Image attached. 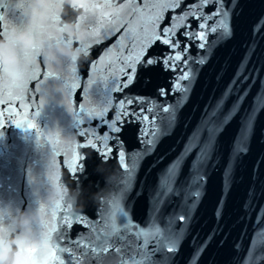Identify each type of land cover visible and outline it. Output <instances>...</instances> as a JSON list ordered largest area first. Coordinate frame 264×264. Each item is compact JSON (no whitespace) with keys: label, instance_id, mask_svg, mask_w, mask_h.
Masks as SVG:
<instances>
[{"label":"water","instance_id":"water-1","mask_svg":"<svg viewBox=\"0 0 264 264\" xmlns=\"http://www.w3.org/2000/svg\"><path fill=\"white\" fill-rule=\"evenodd\" d=\"M165 2L172 0H119L129 8L116 20L118 30L100 28L99 37L85 43L88 55L82 51L79 64L53 69L37 61L23 86L8 79L0 86V219L10 220L17 210L44 209L41 213L54 229L51 249L43 255L33 252L39 264H101L91 247L103 246L105 240L109 247L100 254L103 264H132L134 257L140 259L136 253L145 239L150 259L143 264H239L254 233L264 228V0H212L203 6L200 0H181L175 8L160 7ZM136 9L160 14L157 33L177 25L171 40L180 43L175 49L161 40L148 44L132 82L123 87L132 74L125 58L151 40ZM193 9L212 19L188 15L179 20ZM221 9L227 13L226 36L222 29L210 30L222 18ZM0 17V36L12 25L28 26L16 0H5ZM99 19L87 21L92 33ZM201 22L210 27L200 29ZM177 53L181 59L165 65ZM149 58L156 62L144 67ZM49 71L53 75L45 80ZM184 73L187 78L181 79ZM41 100L45 103L38 108ZM23 122L35 127L23 129ZM55 129L74 132L73 150H63L51 132ZM154 132V146L145 143ZM194 134L199 143L184 155ZM105 135L111 149L106 159ZM206 144V158L198 160ZM73 151L82 156L75 161V173ZM177 161L171 190L161 188V177ZM132 165L129 189L123 191V184L113 189L114 196L123 191L119 207L114 199L108 204L93 201V194L106 189L98 168L122 176ZM53 181L80 189L82 196L76 204L46 205ZM113 222L117 233L107 231ZM170 245L173 251H168ZM86 250L88 256L82 255Z\"/></svg>","mask_w":264,"mask_h":264},{"label":"clouds","instance_id":"clouds-1","mask_svg":"<svg viewBox=\"0 0 264 264\" xmlns=\"http://www.w3.org/2000/svg\"><path fill=\"white\" fill-rule=\"evenodd\" d=\"M4 2L0 0V6ZM16 8L27 18L28 26L21 29L12 25L0 36V86L8 77L22 74L26 65L37 61L53 69L79 64L83 53L74 45L93 38L87 21L123 13L119 0H16ZM51 132L59 138L64 151L73 150L74 132L65 134L62 129ZM97 171L104 176L106 189L93 194L92 199L108 204L114 198L113 189L122 184V176L117 170L101 167ZM81 196L80 189H70L63 182L52 183L45 204L50 207L65 201L76 204ZM51 247L52 237L41 208L34 212L17 210L10 220L0 219V264H39L33 252L43 255Z\"/></svg>","mask_w":264,"mask_h":264},{"label":"snow or ice","instance_id":"snow-or-ice-1","mask_svg":"<svg viewBox=\"0 0 264 264\" xmlns=\"http://www.w3.org/2000/svg\"><path fill=\"white\" fill-rule=\"evenodd\" d=\"M181 2V0H172L171 3H162L160 5V7L162 8H167V7H171V8H175L179 5V3ZM212 0H200V5L203 6V5H206V4H209L211 3ZM129 8V4L125 3L123 4V11L125 9ZM137 12L140 13L139 15V18L140 20L144 21V27H143V31L145 34L151 32V40H147L145 41L144 43L141 44V47H140V52L133 55L131 52H129V55L128 57L125 58L124 60V63L127 67H130L132 69V74L128 76V80H127V83L123 84V87H127L128 84H130L132 82V79L135 75V72H136V67L135 65L137 63H140L141 61V58H142V55L147 47L148 44L154 42L155 40H161V42L163 44H167V45H170L173 49L179 47V41H176V42H172L171 40V37L173 35H175V28L177 27V25H173L172 27H166L164 28L160 33H157L155 31V29L158 27V20L160 18H162L160 16V14H156V15H152L150 13H145V12H142L140 11V9H136ZM222 13V18L219 20V21H216V24L215 26H208L205 22H201L199 24V28L200 29H205L206 27H210V30L212 32H216L217 29H222V35L226 36L229 34V30H228V23H227V13L226 12H222V9L220 10V12H218V14ZM188 15H199V16H203V13H196L195 10L193 9L192 11L190 12H186L183 16L179 17V20L180 21H183L184 19L187 18ZM119 18V16H115V17H112V18H106V17H100V19L97 21V26L94 28L93 30V35L96 36V37H99L100 35V28H107L108 29V32L109 33H112V32H115L118 30V28L116 27V20ZM0 19H2V17H0ZM203 19L204 21H207L209 19H212V16L209 15V16H203ZM129 32L133 33V35L135 36L136 35V31L135 29H133L131 26H129V29H128ZM7 32H5L4 34H6ZM199 38L200 39H205V33L203 31H201L199 34H198ZM99 42V41H97ZM71 43V42H70ZM123 47V45H121V48ZM133 48H135V43H133L132 45ZM201 47H203V45H201ZM79 48L83 51L84 55L87 56L88 55V49H89V45L88 44H81L79 46ZM111 52V49L109 50ZM108 54L106 53V56ZM181 59V56L179 53H177L174 57H168L164 60V63L165 65H169V61H178ZM156 61L153 59V58H149L148 60L144 61L143 62V66L144 67H147L149 65H152L154 64ZM203 61H201L202 63ZM173 66V70H174V65ZM33 68L35 67V65L32 66ZM95 67V65H94ZM7 71V70H5ZM73 72H75V69L72 70ZM121 71H123V69H121ZM32 72V68H30V66L26 65L24 67V70L22 72V74H19V75H16V76H12V77H8L7 79L10 81V83L13 85V86H23L25 84V82L27 81V79L30 78V73ZM53 73L51 71L47 72L44 76V79H48L50 76H52ZM181 79H185L187 78V73H184V75L182 77H180ZM39 83H43V81H40ZM119 87V86H117ZM180 86L177 85V88H179ZM36 91H40V88L37 87ZM44 100H41L39 105L37 106L38 108H42L43 105H44ZM129 103H131V101H129ZM261 103L264 104V98L261 99ZM23 106V105H21ZM120 109L123 110L124 109V103L121 102L120 103ZM80 111H83V105L80 106ZM106 111V109H105ZM149 111H151V109H149ZM165 111H167V109H165ZM40 114V111H37L35 113L36 116H39ZM102 114V113H101ZM0 115H3L2 112H0ZM17 115H19V113H17ZM120 117L119 115L116 116V120H119ZM145 120H147V117H144ZM227 119V118H226ZM25 124L24 128L23 129H28L29 127H32L34 128L35 125L31 124L30 122H23ZM16 127H19L21 128L22 127V122L21 121H17L16 122ZM112 127V130L113 131H116L118 132L120 129L115 127V124L113 123V125H111ZM146 129H145V133H146ZM247 131V125L242 129V137L243 135L246 133ZM83 134V133H81ZM156 133L154 132L153 135H152V138L145 141V143L147 144H155V141H156ZM109 139V137L107 135H105L103 137V141L105 143V148L107 149V151L103 154V157L106 159L107 156H108V153L111 152V149L110 148H107V140ZM58 143V141H57ZM89 144H92L91 141L88 142ZM199 143V138L196 134L193 135V138L192 140L190 141V143L186 146L185 148V153L184 155H186L188 152H190L193 148H195ZM88 145H81V147H87ZM92 147H95L94 144H92ZM207 148H208V145L206 144L205 146H203L200 150V154L198 155L197 159L198 160H203L206 158V155H207ZM139 155V154H137ZM72 158H73V164L71 166V171L73 173H75L76 171V166H75V161L77 159H81L82 156L78 155L77 153H75V151L72 152ZM119 159L121 161V163L123 162L124 160V153L123 151H121L119 153ZM179 161H177V163H175L172 167H170L166 174L163 175L161 177V188L163 189H167V190H171V185L172 183L175 182V178H176V174L178 172V169H179ZM79 168L80 170L82 171L83 170V165H79ZM135 171V165H132L131 166V171L129 172H126V173H123L122 174V181L121 183L124 185V189L123 191H127L130 187V184H131V180H132V173ZM59 181H53V183H57ZM123 191L120 193L119 196H114V200L117 201V204L116 206L119 207V204H118V201L119 199L122 197L123 195ZM57 208L60 207L59 204L56 205ZM68 208H71V205H68L67 206ZM44 209L41 208V212H43ZM53 218H55V213H53ZM64 221L67 222V227L70 229L71 228V222L69 221V217L66 215L63 217ZM52 229H54V225L51 226V228L49 227V224H48V231L50 232ZM107 231H109L110 233H117L119 232V227H117L115 225V223L113 222L110 226L109 229H107ZM157 233L159 232V229L156 230ZM138 237L140 235H147L146 233H138L137 234ZM101 237L99 235H97L96 237V240H100ZM147 243H148V240L145 239L144 241V244L143 245H139L138 246V251L136 253L137 256L140 257L139 260H136L135 257L132 259V264H143V262L145 260H148L150 259V254L147 253L146 251H144V249H146V246H147ZM108 247H109V243L107 240L104 241L103 243V246H92L91 247V253L92 254H95V258L97 260H100L101 261V264H103V260L102 258L100 257V254L103 253V252H106L108 250ZM239 247V246H238ZM61 251H69V249H60ZM173 246H169L168 248V251H173ZM259 250V251H257ZM22 251H33V250H28V249H24ZM156 251V249L154 248L152 250V252L154 253ZM53 256H55V252L53 251ZM82 255L84 256H88V252L87 250L85 252L82 253ZM261 260H264V228H260L259 230H257L255 233H254V236L252 237L251 239V242H250V246H249V249L247 251V255L243 258L240 259V262L239 264H259V261ZM60 264H64V261L61 260L60 261ZM122 264H127L126 261H122Z\"/></svg>","mask_w":264,"mask_h":264}]
</instances>
